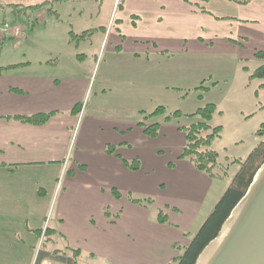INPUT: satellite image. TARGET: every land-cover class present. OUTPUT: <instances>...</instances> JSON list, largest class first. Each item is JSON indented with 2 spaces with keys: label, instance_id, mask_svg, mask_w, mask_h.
<instances>
[{
  "label": "crops",
  "instance_id": "0c3cea01",
  "mask_svg": "<svg viewBox=\"0 0 264 264\" xmlns=\"http://www.w3.org/2000/svg\"><path fill=\"white\" fill-rule=\"evenodd\" d=\"M114 2L117 5L119 0ZM116 10L119 14L111 28L107 49L110 56L120 58L121 62H112L106 71L121 72L124 64L132 63L130 73L136 81L143 82L142 79L155 81L156 68H161L160 80L165 83L168 54H183L189 44L192 50L213 54L231 50L240 62L254 60L259 67L264 66V59L256 55L264 54V0H251L246 5L229 0H193L192 5L183 0H122ZM68 34L64 35V42ZM71 41L62 48L67 54L59 55L58 62L0 67V264H27L26 256L22 259L13 253L24 250L23 254H27L26 246L35 242L41 230L42 216L39 217L36 206L31 210L26 206V190L21 186L11 188L10 183L24 180L25 172L40 164L55 166L56 178L67 161L69 175L63 181L64 194L56 213L60 223L55 227L60 236H80L81 224L88 219L96 217L107 222L110 213L122 209L120 193L131 188L153 192L158 196L161 212L170 210L178 215L168 224L179 231L184 251L227 189L215 184L221 173L214 172L216 176H211L197 171L188 159L179 158L185 146L184 131L165 128V123L171 120L164 121V116L159 117L163 124L155 122L157 137L150 138H161L163 147L153 148L145 142L149 137L138 125L139 116L121 113L122 100L117 95L109 96L106 77L97 82L83 110L92 80L86 73L89 69L83 66L85 61L77 63L71 55ZM76 57L85 59L83 53H77ZM242 69L247 70L243 86L249 89L248 75L254 71ZM259 81L252 86L256 101L253 108L248 98L247 111L241 110L247 117L264 111V88H260ZM123 98L130 101L127 96ZM127 105L130 114L132 103ZM77 107L80 113L75 115L73 110ZM38 114L52 115L43 125L25 124L17 119ZM97 121L106 133L96 128ZM76 130V151L68 158ZM260 136L259 143H264L262 132ZM165 148L171 153L167 158L159 154ZM135 160L139 165L137 171L122 162ZM176 242L167 238L163 246L166 256H137L142 259L136 264H174L181 256L179 250L175 251ZM116 262L125 263L121 256H117ZM40 264L51 262L43 258Z\"/></svg>",
  "mask_w": 264,
  "mask_h": 264
},
{
  "label": "rangeland",
  "instance_id": "374dc122",
  "mask_svg": "<svg viewBox=\"0 0 264 264\" xmlns=\"http://www.w3.org/2000/svg\"><path fill=\"white\" fill-rule=\"evenodd\" d=\"M46 1L50 0H0V67L20 66L26 62H58L59 55L67 54L62 48L70 39L71 55L73 54L77 63L85 61L83 66L86 70L89 69L86 73L92 80L83 110L92 98L95 85L99 80L103 81L104 77L107 78L105 87L109 89V96H120L118 98L123 103H119L123 109L121 113L134 117L138 115L140 128L155 122L163 124L161 118L152 120L149 117L158 107L165 108L166 114L176 111L182 114L165 123V128H187L198 121L189 115L198 108L213 103L216 110L209 126L211 129L219 127L220 131L207 149L218 156L216 170L213 172L221 173V178L215 184L221 189L227 188L239 170V164L258 145L261 132L264 134V111L253 117L241 113V110L247 111L248 98L252 108L253 103H256L251 92L252 86L259 81L250 80L249 89H245L243 74L246 71L242 67L252 72L260 64L254 60L240 62L231 50L213 54L192 50L189 44L187 52L183 54H168L169 61L165 65L168 68V78L165 83L160 80L159 74L163 72L161 68H156L155 81L142 79L144 83L138 82L130 73L134 68L132 63L122 65L121 72L106 71L112 62H121L120 58L117 60L110 56L107 49L111 28L119 14L114 0H61L54 2L52 6H44L39 11L25 8L41 5ZM67 32L69 34L64 42ZM250 47L249 43L248 49ZM77 53H83L85 59L79 60ZM259 84H264V80L259 81ZM124 96L129 97L130 101ZM262 97L264 103V93ZM111 100L109 99L108 104H111ZM129 102L132 103L130 114L127 111ZM121 121L124 122L125 118ZM96 128L101 133H106L99 121ZM77 132L76 130L68 158L76 151ZM206 134L208 132L204 133ZM139 142L142 146V140ZM145 142L150 143L153 148L163 147L161 138H149ZM169 150L165 148L159 154L167 158L171 154ZM69 166L68 161L62 164L55 178V166L36 165L25 172L24 180H12L10 183L11 188L21 186L26 190V206L29 210L36 206L39 217L42 216L41 230L35 242L26 246L27 254H23V250L18 254L13 253L14 256H21L22 259L26 256L27 264H40L43 258L48 259L51 264H118L117 256H121L126 264H136L137 260L142 259L137 256H166L163 246L165 247L167 238L176 239L175 251L183 253V239L178 235L179 231L168 224L178 215L170 210L161 212L158 196L153 192L144 193L131 188L120 193L122 209L110 213L107 222L96 217L88 219L81 224L80 236H60L55 227L56 223L57 226L60 223L56 219V213L64 194L62 184L69 175ZM159 213L165 220H169L165 223L158 222ZM68 231L70 232L69 229Z\"/></svg>",
  "mask_w": 264,
  "mask_h": 264
},
{
  "label": "trees",
  "instance_id": "16d2710c",
  "mask_svg": "<svg viewBox=\"0 0 264 264\" xmlns=\"http://www.w3.org/2000/svg\"><path fill=\"white\" fill-rule=\"evenodd\" d=\"M61 0H50L46 1L41 5L25 7L26 9L41 10L44 6H52L54 2ZM184 2L192 5L193 0H183ZM235 4L246 5L251 0H229ZM122 0H119L116 8L121 7ZM195 6V4H194ZM257 57L264 59L263 53H257ZM247 71L246 69H243ZM259 79L264 80V66L259 67L257 70L249 75L248 80ZM260 88H264V84L260 85ZM80 108V107H79ZM78 107L73 110V114L77 115L80 113ZM216 107L214 104H207L201 108H198L193 114L189 115L191 118H197L196 123L191 124L189 127L182 129L185 134V146L182 149L179 158L188 159L197 171L216 176L213 169L217 166V154L211 150H208L213 139L219 134V127L211 129L209 126L210 121L213 118ZM52 114H38L32 116L17 117L19 121L30 125H43L45 124ZM164 116V121H170L171 119L179 118L182 116L178 111L172 114H166V110L163 107L156 108L149 117L158 118ZM142 132L149 138H155L158 134V124L154 123L149 126H141ZM210 131V132H209ZM208 134L204 135V133ZM260 134V133H258ZM107 153L111 154L110 148H107ZM264 161V143H259L246 157V159L239 165V170L234 175L231 183L224 191L219 201L214 206L211 213L202 223L196 234L193 236L188 246L184 249L181 256H179L174 264H195V261L205 246L213 240L223 222L229 216L233 207L244 195L251 180ZM124 166L132 171L139 169L138 161H132L130 163L122 161ZM213 172V173H212ZM115 198H119L118 194L114 192ZM158 221L164 223L165 217L159 213Z\"/></svg>",
  "mask_w": 264,
  "mask_h": 264
},
{
  "label": "water",
  "instance_id": "95a60500",
  "mask_svg": "<svg viewBox=\"0 0 264 264\" xmlns=\"http://www.w3.org/2000/svg\"><path fill=\"white\" fill-rule=\"evenodd\" d=\"M195 264H264V161Z\"/></svg>",
  "mask_w": 264,
  "mask_h": 264
}]
</instances>
